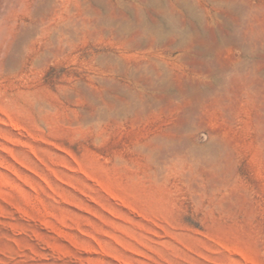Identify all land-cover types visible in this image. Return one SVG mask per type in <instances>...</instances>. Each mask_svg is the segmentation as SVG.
<instances>
[{"label":"rangeland","instance_id":"rangeland-1","mask_svg":"<svg viewBox=\"0 0 264 264\" xmlns=\"http://www.w3.org/2000/svg\"><path fill=\"white\" fill-rule=\"evenodd\" d=\"M0 264H264V0H0Z\"/></svg>","mask_w":264,"mask_h":264},{"label":"bare ground","instance_id":"bare-ground-1","mask_svg":"<svg viewBox=\"0 0 264 264\" xmlns=\"http://www.w3.org/2000/svg\"><path fill=\"white\" fill-rule=\"evenodd\" d=\"M184 23H185V22H183V21L181 22V24H184ZM193 25H194V24H193ZM170 27H171V30H172L171 32H174V31H177V30H181L180 28H182L183 25L180 26V24H177V25H176V24L172 23ZM196 31H197V30H196ZM181 32H182V31H181ZM211 36H213L212 33H211ZM174 37H175V36H174ZM195 37H196V36H195ZM197 37H198V36H197ZM198 38H199L198 40L200 41L201 38H200V37H198ZM211 39H213V38H211ZM213 40H214V39H213ZM213 40H212V41H213ZM214 41H215V40H214ZM193 42H194V41H193ZM197 42H198V41H197ZM206 42H207V41H206ZM206 42H205V43H206ZM209 42H210V41H209ZM215 42H216V41H215ZM215 42H214V44L217 43V42H216V43H215ZM205 43H204V44H205ZM207 44H208V43H207ZM216 46H217V45H216ZM207 47H208V46H207ZM207 50H211V49L208 47ZM203 53H204V52H203ZM208 63H209V62H208ZM201 64H202V63H201ZM203 65H204V64H203ZM208 65H209V64H208ZM218 83H219V82H218ZM183 91H184V90H183ZM185 92H186V91H185ZM193 93H194L195 95H197V96H200V94H201L200 91H199L197 88H194V89H193ZM192 95H193V94H192ZM199 99H200V98H199ZM196 101H197V99H196ZM194 113H195V112H194Z\"/></svg>","mask_w":264,"mask_h":264}]
</instances>
